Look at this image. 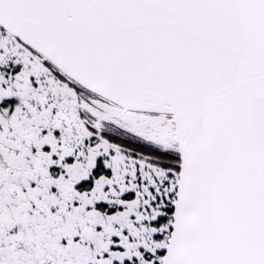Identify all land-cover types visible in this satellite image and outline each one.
Wrapping results in <instances>:
<instances>
[{
    "label": "snow or ice",
    "instance_id": "obj_1",
    "mask_svg": "<svg viewBox=\"0 0 264 264\" xmlns=\"http://www.w3.org/2000/svg\"><path fill=\"white\" fill-rule=\"evenodd\" d=\"M0 264H264V0H0Z\"/></svg>",
    "mask_w": 264,
    "mask_h": 264
}]
</instances>
